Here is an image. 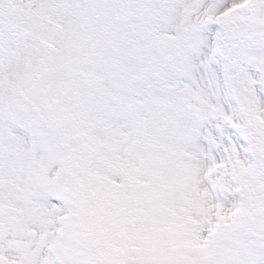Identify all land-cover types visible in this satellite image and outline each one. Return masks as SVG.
<instances>
[{
	"label": "snow or ice",
	"instance_id": "1",
	"mask_svg": "<svg viewBox=\"0 0 264 264\" xmlns=\"http://www.w3.org/2000/svg\"><path fill=\"white\" fill-rule=\"evenodd\" d=\"M0 264H264V0H0Z\"/></svg>",
	"mask_w": 264,
	"mask_h": 264
}]
</instances>
